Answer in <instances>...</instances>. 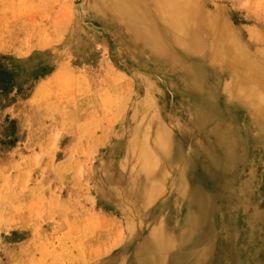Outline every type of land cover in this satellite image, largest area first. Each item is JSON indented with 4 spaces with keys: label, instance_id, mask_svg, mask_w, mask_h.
Returning <instances> with one entry per match:
<instances>
[{
    "label": "rangeland",
    "instance_id": "obj_1",
    "mask_svg": "<svg viewBox=\"0 0 264 264\" xmlns=\"http://www.w3.org/2000/svg\"><path fill=\"white\" fill-rule=\"evenodd\" d=\"M177 9L184 42L151 27L152 52L100 0H0V264H264V151L212 63L264 61V0Z\"/></svg>",
    "mask_w": 264,
    "mask_h": 264
},
{
    "label": "bare ground",
    "instance_id": "obj_2",
    "mask_svg": "<svg viewBox=\"0 0 264 264\" xmlns=\"http://www.w3.org/2000/svg\"><path fill=\"white\" fill-rule=\"evenodd\" d=\"M100 1L104 4H107V6L111 9V11L114 14H121L123 16V18L121 19L123 22L122 24L125 27V31L131 34L137 43L141 45H147L148 48L152 50V52L153 50L158 49V48L153 46L152 44L153 40L155 39V35L150 33L151 27L157 28V30H159L160 32H162L161 30H166V33L170 31V33H167L166 36L168 39L167 42L171 43V45L174 44L176 46H180L186 38V33H183L182 30L175 28L177 19L180 20L181 18V10L180 9L175 10V0H137L139 4V8L141 10L140 12H138L140 13V15H137L136 17L131 15L132 13V10H130L131 8H128L126 2L123 0L122 1L121 0H111V1L110 0H100ZM163 14H165L166 16L162 17ZM230 42L234 45L233 47L225 48L224 50L220 51L219 54L215 53L212 59L213 61L212 63L220 71L219 73L226 74V75L228 74V80L223 86V91L226 95V101H224L225 102L224 104L231 105V106L234 105L240 111L244 112L248 116V119L250 121L251 127L244 125L246 130L240 129V131L237 133V136L239 139L237 145L240 149H242L241 153L244 155H247V153H250V150H252V147L249 145L250 140H253V144H254L253 147L256 146L257 144V146L261 147L260 148L261 152H263L264 151V61L262 60L260 61V60H256L255 58H252L253 56L251 57L248 53H246V51L243 50L236 41L234 42L230 41ZM207 100H210V99H207ZM250 129L254 131L253 135L250 133ZM231 130H232L231 127L226 126L224 129V132L218 136V145L221 148L224 154V157L227 160L233 159L232 152H233V149L237 147L235 143L234 135ZM160 133L158 134L160 135ZM255 134L261 135L263 139L261 138L260 139L262 141L258 142L259 140H256ZM143 147H144V152L142 151L143 152L142 155H141L142 152L140 153V156H138V159L136 158L137 159L136 161L140 162L141 166L145 165V166H149L150 168H153V167L155 168V166L158 167L159 164L156 165L157 164L156 161L153 160L151 156L149 155V153L147 152V147L144 141H143ZM261 155L262 154H260V156ZM230 167H231L230 165L225 166V169L227 172L230 171ZM137 178H138L137 175L133 176L132 178L133 181H131V185H133L134 179H137ZM154 189L155 188L151 190L154 192ZM151 194H152L151 191H146L145 198L148 199L151 196ZM146 199L145 201L147 203ZM202 204L205 205L206 201L205 203L203 202ZM246 212H249V210ZM192 216L193 215H191V217ZM191 217L190 216L187 217V219L183 221V225L191 224L193 221ZM189 232L190 233H188L187 235H185V233L183 234L182 232H180L182 233L180 236L181 239L182 240L185 239V236H186V239L191 238V233H193V230L190 228ZM155 242L159 243L160 241L156 239ZM139 264H151V263L146 262V261L144 262L140 261Z\"/></svg>",
    "mask_w": 264,
    "mask_h": 264
}]
</instances>
